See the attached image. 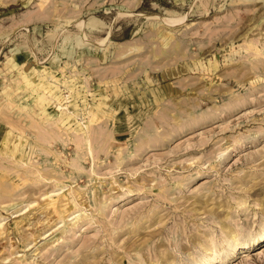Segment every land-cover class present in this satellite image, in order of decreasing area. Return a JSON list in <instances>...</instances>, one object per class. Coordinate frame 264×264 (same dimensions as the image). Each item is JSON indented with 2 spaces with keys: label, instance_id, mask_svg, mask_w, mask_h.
I'll return each mask as SVG.
<instances>
[{
  "label": "rangeland",
  "instance_id": "374dc122",
  "mask_svg": "<svg viewBox=\"0 0 264 264\" xmlns=\"http://www.w3.org/2000/svg\"><path fill=\"white\" fill-rule=\"evenodd\" d=\"M0 264H264V0H0Z\"/></svg>",
  "mask_w": 264,
  "mask_h": 264
},
{
  "label": "bare ground",
  "instance_id": "6f19581e",
  "mask_svg": "<svg viewBox=\"0 0 264 264\" xmlns=\"http://www.w3.org/2000/svg\"><path fill=\"white\" fill-rule=\"evenodd\" d=\"M78 23V22H77ZM79 25V24H78Z\"/></svg>",
  "mask_w": 264,
  "mask_h": 264
}]
</instances>
